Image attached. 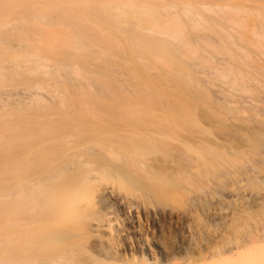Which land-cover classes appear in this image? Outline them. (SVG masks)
Returning <instances> with one entry per match:
<instances>
[{
	"label": "bare ground",
	"instance_id": "1",
	"mask_svg": "<svg viewBox=\"0 0 264 264\" xmlns=\"http://www.w3.org/2000/svg\"><path fill=\"white\" fill-rule=\"evenodd\" d=\"M187 4L0 0V264H264V60L207 57ZM202 6L264 54V5Z\"/></svg>",
	"mask_w": 264,
	"mask_h": 264
},
{
	"label": "rangeland",
	"instance_id": "2",
	"mask_svg": "<svg viewBox=\"0 0 264 264\" xmlns=\"http://www.w3.org/2000/svg\"><path fill=\"white\" fill-rule=\"evenodd\" d=\"M145 1V0H141ZM148 1V0H147ZM153 2L154 4L161 3H169L170 1H175V3H178L180 5H186V3L191 4L192 6H189L191 10L195 13H201L202 15H198V20L200 21V27L201 31H203L205 34L213 37V40L211 42V45L204 46L203 49L205 52V55L210 58L219 59V60H232L237 63H243V62H249L248 58H246L245 54L248 53L251 56V59H258L264 60V54H262L251 41L249 33L244 32L242 29L233 28V24L226 19L227 12L217 10L216 11H210L209 9H206L202 5L204 4H211V5H217V4H233L234 6L238 7L241 10H249L253 8L261 9L263 8L262 4L255 3L256 0H149V2ZM195 2V3H194ZM264 1H262L263 3ZM104 4H107L108 2H103ZM187 4V5H188ZM195 4V6H193ZM248 8V9H247ZM181 7H175L173 8V11H181ZM230 14H235L236 12L233 10H227ZM222 12V13H221ZM245 16L248 17L250 14H247L246 12L243 13ZM226 30V31H225ZM192 31V34L195 29H190ZM230 33L231 36L227 37L226 34ZM129 34H126L124 38H129ZM161 39L168 42V48L167 51L170 53L176 54L180 59V61L185 63L184 69L185 71L189 72L190 75L196 79L199 80L203 79V69L205 68V64L202 63L200 65H193L190 64V60L188 59L187 52L185 50H181V45L179 42L176 41L174 37H162ZM254 57V58H253ZM136 65L138 68H145V72H148L150 76H152L156 81L160 82V89L163 93H169L170 97L177 99L178 106L180 109L183 110H193L195 106L197 107L198 104L193 105L191 101L187 100L186 96H183L179 91H176L175 89L171 88L172 91H169L168 89L171 87V82L166 79V75H173L177 81L186 84L183 78H185L182 75V72L178 71L177 67H174L171 65L168 61L158 58L154 55L151 57H146L142 52L138 53V56L136 57ZM251 61V60H250ZM122 66H119V73H121ZM161 73H164V76L161 75ZM121 82L124 83L126 80L130 84L133 83L136 85L140 84V81H136L131 78L129 73H125L124 76H120ZM126 79V80H125ZM187 82V81H186ZM127 84V83H126ZM128 84V85H130ZM213 86L207 87L208 91H212ZM136 89V87H135ZM135 89L132 87L134 95H138L135 91ZM249 253V254H248ZM247 255L254 256V251H249L246 253Z\"/></svg>",
	"mask_w": 264,
	"mask_h": 264
}]
</instances>
